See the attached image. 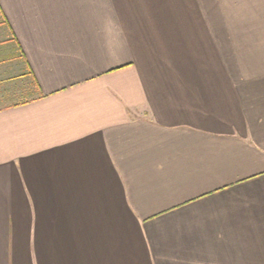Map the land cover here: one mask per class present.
<instances>
[{
  "label": "crops",
  "instance_id": "crops-1",
  "mask_svg": "<svg viewBox=\"0 0 264 264\" xmlns=\"http://www.w3.org/2000/svg\"><path fill=\"white\" fill-rule=\"evenodd\" d=\"M0 264H264V0H0Z\"/></svg>",
  "mask_w": 264,
  "mask_h": 264
}]
</instances>
